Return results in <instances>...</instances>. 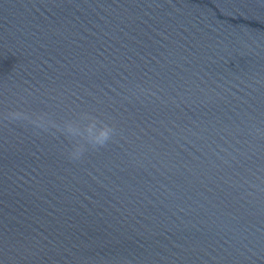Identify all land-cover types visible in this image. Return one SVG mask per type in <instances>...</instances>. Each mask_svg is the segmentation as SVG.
I'll return each mask as SVG.
<instances>
[{"label":"water","instance_id":"obj_1","mask_svg":"<svg viewBox=\"0 0 264 264\" xmlns=\"http://www.w3.org/2000/svg\"><path fill=\"white\" fill-rule=\"evenodd\" d=\"M0 264H264V0H0Z\"/></svg>","mask_w":264,"mask_h":264}]
</instances>
